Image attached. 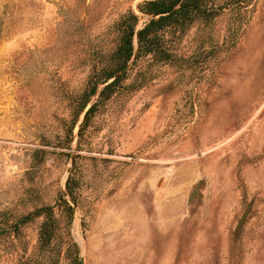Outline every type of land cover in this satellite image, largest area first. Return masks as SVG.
<instances>
[{"label": "rangeland", "instance_id": "obj_1", "mask_svg": "<svg viewBox=\"0 0 264 264\" xmlns=\"http://www.w3.org/2000/svg\"><path fill=\"white\" fill-rule=\"evenodd\" d=\"M145 1L0 0V264L32 258L44 206L53 264H264V0L167 33L84 124Z\"/></svg>", "mask_w": 264, "mask_h": 264}, {"label": "trees", "instance_id": "obj_2", "mask_svg": "<svg viewBox=\"0 0 264 264\" xmlns=\"http://www.w3.org/2000/svg\"><path fill=\"white\" fill-rule=\"evenodd\" d=\"M250 0H147L141 6V10L150 16L148 22L136 30L138 18L133 13L125 14L116 24L120 31V42L117 48L109 54L107 62L101 69L92 76L90 95L98 93L97 100L85 113V120L88 121L90 115L104 105L116 92L117 87L129 74V69L119 77L116 74L131 63L135 65L140 57L152 55L157 61H169L172 56L169 41L165 35L172 36L177 33L184 34L197 20L209 22L223 11L225 5L239 3ZM137 39V48L135 47ZM103 87L99 89V85ZM89 102V97L83 101L81 108L84 109ZM72 178L68 179V194L75 200V190L71 185ZM61 205L72 216L73 208L67 200L62 199ZM45 214L46 219L40 227L39 242L32 258L24 264H38L44 261L45 264H53L60 256V250H56L53 244L55 236V216L52 206H44L35 212L25 216L23 221H27L33 216ZM43 263V262H42ZM75 264H81L78 256L75 257Z\"/></svg>", "mask_w": 264, "mask_h": 264}, {"label": "water", "instance_id": "obj_3", "mask_svg": "<svg viewBox=\"0 0 264 264\" xmlns=\"http://www.w3.org/2000/svg\"><path fill=\"white\" fill-rule=\"evenodd\" d=\"M129 68H130V63L127 64V65L123 68V70H122L121 72H119L118 74H116L115 77H119V76H121V75H122L123 73H125ZM70 201L72 202V199H70ZM81 264H83V258H81Z\"/></svg>", "mask_w": 264, "mask_h": 264}]
</instances>
